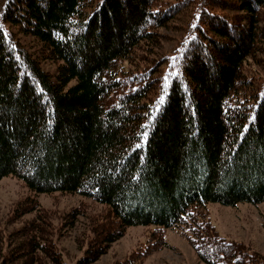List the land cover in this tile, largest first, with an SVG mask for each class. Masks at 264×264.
Segmentation results:
<instances>
[{
	"label": "trees",
	"instance_id": "obj_1",
	"mask_svg": "<svg viewBox=\"0 0 264 264\" xmlns=\"http://www.w3.org/2000/svg\"><path fill=\"white\" fill-rule=\"evenodd\" d=\"M263 12L264 0L0 2V180L104 204L76 264L139 225L157 226L154 241L112 264H140L167 228L205 264H264L207 216L209 202L264 203ZM176 18L173 46L152 57ZM28 202L13 218L34 217L0 230V264H63L51 216Z\"/></svg>",
	"mask_w": 264,
	"mask_h": 264
},
{
	"label": "rangeland",
	"instance_id": "obj_2",
	"mask_svg": "<svg viewBox=\"0 0 264 264\" xmlns=\"http://www.w3.org/2000/svg\"><path fill=\"white\" fill-rule=\"evenodd\" d=\"M262 18L264 20V12ZM182 21L176 18L158 31L160 39L152 57H158L159 54L173 46V38L180 34ZM261 26L264 28V22L261 23ZM23 39L29 46H33L34 42L31 37ZM257 61L262 67L264 66V52L259 55ZM125 66L129 67L130 65ZM42 67L51 73L56 71V63L50 61L42 62ZM254 69L259 70L257 66H254ZM247 74L251 73L247 72ZM32 199L37 200L38 209L51 216L54 228L52 239L55 241L57 250L61 253L63 264H76L85 248L88 231L86 217L95 215L99 218L102 216L106 210L104 204L81 194L59 192L34 194L21 180L15 177H5L0 180V230L9 234L34 217L35 213L32 211L13 218V211L20 204H29L28 201ZM74 208H80L81 215L77 217L73 226L64 225V215ZM207 216L221 236L241 242L248 249L264 256V203L239 202L234 206H227L209 202ZM156 227L154 225H139L126 228L124 235L112 242L106 251L91 264H112L115 261L123 260L138 248L146 247L149 241H154L151 233L155 231ZM162 234L163 244L150 249L140 264H205L197 257L187 239L178 230L167 228ZM3 244L0 242V250L3 249Z\"/></svg>",
	"mask_w": 264,
	"mask_h": 264
},
{
	"label": "snow or ice",
	"instance_id": "obj_3",
	"mask_svg": "<svg viewBox=\"0 0 264 264\" xmlns=\"http://www.w3.org/2000/svg\"><path fill=\"white\" fill-rule=\"evenodd\" d=\"M8 3V0H5V4ZM0 27H2V25H0ZM160 100L163 101V96L160 97Z\"/></svg>",
	"mask_w": 264,
	"mask_h": 264
}]
</instances>
